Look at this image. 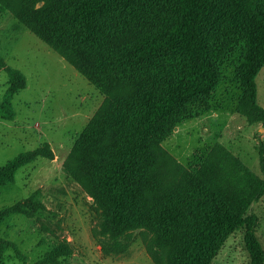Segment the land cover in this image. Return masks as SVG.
Returning a JSON list of instances; mask_svg holds the SVG:
<instances>
[{
	"label": "trees",
	"instance_id": "obj_1",
	"mask_svg": "<svg viewBox=\"0 0 264 264\" xmlns=\"http://www.w3.org/2000/svg\"><path fill=\"white\" fill-rule=\"evenodd\" d=\"M227 10L246 38L234 66L241 89L236 112L264 127L255 84L264 66L260 0H0V15L10 13L104 96L64 168L94 201L105 251L124 250L140 230L154 264H211L242 229L249 264H264L258 219L248 212L264 198V180L220 144L194 169L161 145L181 121L210 109L228 58L212 31ZM6 71L0 117L12 120L11 99L25 88V77ZM259 154L264 171L263 147ZM38 157L52 158L47 144L0 167V187ZM38 197L35 191L1 208L0 223L40 212ZM7 248L18 254L0 237V259ZM65 254L54 247L36 264H58Z\"/></svg>",
	"mask_w": 264,
	"mask_h": 264
},
{
	"label": "rangeland",
	"instance_id": "obj_2",
	"mask_svg": "<svg viewBox=\"0 0 264 264\" xmlns=\"http://www.w3.org/2000/svg\"><path fill=\"white\" fill-rule=\"evenodd\" d=\"M260 2L264 6V0ZM241 30L238 16L227 10L212 31L221 53L228 58L210 109L181 121L161 145L180 164L194 169L215 144H220L264 180L259 154L264 149V127L248 125L236 112L241 89L234 66L246 40ZM7 69L24 75L25 88L11 99L14 118L0 117V167L44 144L52 158H36L16 172L13 184L0 187V209L27 199L35 191H39L43 207L33 216L11 215L0 223V237L18 250L16 254L7 248L0 264H36L57 246L69 251L58 264H154L140 230L133 232L134 240L122 251L102 248L94 201L64 168L104 96L6 12L0 15V103L9 87ZM257 75V103L264 108V68ZM248 212L258 219L256 236L264 251V198ZM141 231L143 237L152 238V233ZM211 264H249L242 229L228 237Z\"/></svg>",
	"mask_w": 264,
	"mask_h": 264
},
{
	"label": "crops",
	"instance_id": "obj_3",
	"mask_svg": "<svg viewBox=\"0 0 264 264\" xmlns=\"http://www.w3.org/2000/svg\"><path fill=\"white\" fill-rule=\"evenodd\" d=\"M263 68H264V66H263ZM263 68H262V69H263ZM262 69L260 70V72L262 71ZM257 76H258V75H257ZM256 91H257V86H256Z\"/></svg>",
	"mask_w": 264,
	"mask_h": 264
}]
</instances>
